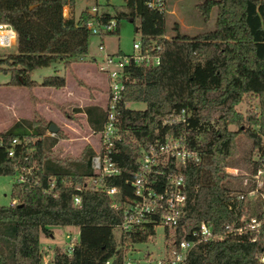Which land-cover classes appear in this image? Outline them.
Segmentation results:
<instances>
[{
  "label": "trees",
  "instance_id": "16d2710c",
  "mask_svg": "<svg viewBox=\"0 0 264 264\" xmlns=\"http://www.w3.org/2000/svg\"><path fill=\"white\" fill-rule=\"evenodd\" d=\"M122 1L125 11L113 16L99 11L102 21L116 20L115 29L107 34L117 32L122 18L136 20L141 46H159V63L128 68L129 80L117 106L121 140L110 154L120 173L104 182L116 187L121 197H130L127 181L136 169L137 144L181 134L179 124L162 125V121L180 110L189 111L191 128L186 137L199 161L179 170L183 214L175 227L164 228V240L187 237L180 226L190 230L200 221L218 232L247 214L241 200H230L242 188L235 187L234 176L225 170L238 154L237 137L250 140L247 160L252 171L264 158V0H203L196 10L207 20L211 9H216L213 29L189 37L174 23L169 38L163 36L164 11L147 7L145 0ZM66 3L71 7L74 0H0V22L15 32V50L0 55V74L8 76L7 85L64 86L61 74L43 76L39 83L29 76L34 69L52 63L66 67L86 55L91 34L85 22L90 15L83 9L77 17H63ZM247 97L256 99L257 111L247 109L242 114L236 106ZM127 102H142L144 108L130 109ZM85 111L90 128L97 132L103 109ZM48 125L33 113L30 119L16 120L0 130V175L15 176L11 202L0 206V264H41L39 236L49 234L52 226L74 227L77 235L69 253L53 248L49 264H103L112 257L117 262L119 242L113 228L121 220L120 210L112 209L99 191L75 189L92 175L93 151L84 146L75 156H58L52 146L61 134L46 135ZM18 174L22 181H16ZM74 194L79 196L75 205ZM153 234L145 225L126 241L143 243ZM258 250V243L229 236L197 244L185 264H260L255 258Z\"/></svg>",
  "mask_w": 264,
  "mask_h": 264
},
{
  "label": "built area",
  "instance_id": "2783aa9c",
  "mask_svg": "<svg viewBox=\"0 0 264 264\" xmlns=\"http://www.w3.org/2000/svg\"><path fill=\"white\" fill-rule=\"evenodd\" d=\"M145 4L159 12L164 11V0H145ZM67 5L68 3L61 8L63 17L67 11ZM85 10L90 15L85 22V27L91 35L101 38L115 29L114 18L102 21L98 17L100 11L98 0H91ZM13 45H15L14 30L10 25L0 22V48L6 49ZM97 49L101 52V56L97 60L96 69L106 80L104 119L96 132L97 148L89 158L92 175L75 189L99 191L109 199L112 209L121 212V220L115 227L118 229L119 259L116 262L112 257L105 260L103 264H137L131 256L135 251L134 245L137 243L126 241V238L132 233L139 232L145 225H149L153 231L156 226H161L163 232L165 227L173 228L177 225L185 204L183 178L179 170L188 163H197L199 156L189 145L186 137L187 130L191 128L188 120L190 112L180 110L176 115L164 119L162 125L179 124L181 134L165 135L159 141L137 144L136 169L131 179L127 181L131 189L130 197H121L116 187L105 184L106 177L120 173L119 166L110 159V154L113 152L115 143L121 140L117 106L125 83L129 80L128 68L156 66L159 63L160 48L158 45H151L150 48L142 47L137 40L132 42V52L128 55L106 53L103 51L102 43L97 45ZM12 143H15V139H12ZM8 154H11V150ZM260 163L253 171L250 184L230 199L241 200L243 206L247 208V214L225 224L218 232H213L207 222L200 221L190 230L180 226V231L187 237H181L176 241L166 242L163 233L158 256L152 261L147 260V264H185L189 251L197 244L219 241L229 236L258 243L259 250L255 258L257 262L264 264V190L262 189L263 180L259 179L264 173V158L260 159ZM229 174L234 175L235 172L230 171ZM22 180V175L18 174L16 181ZM72 202L74 205L79 203L78 194L72 196ZM72 244L65 253L71 251ZM148 256L149 253L144 254V257ZM41 264L47 263L41 262Z\"/></svg>",
  "mask_w": 264,
  "mask_h": 264
},
{
  "label": "rangeland",
  "instance_id": "374dc122",
  "mask_svg": "<svg viewBox=\"0 0 264 264\" xmlns=\"http://www.w3.org/2000/svg\"><path fill=\"white\" fill-rule=\"evenodd\" d=\"M164 34L165 38H169L174 34L172 25L177 24L178 30L181 34L187 35L189 37L195 36L200 33L210 31L214 27L215 20V8H212L208 19L203 20L199 12L196 10V5L203 0H164ZM91 3V0H74V4L68 8L64 17L72 15L77 17L79 12L87 8V5ZM99 10L106 11L110 15L116 14L117 11H125V5L122 0H98ZM137 28V21H129V19L122 18L118 21L117 32L112 34H105L101 38L97 35H90L87 42V55H94V62H92V67L97 68V60L101 56V52L98 51L97 45L102 43L103 51L106 53L114 54L120 52L124 55H128L132 52V42L138 40V34L135 32ZM15 45L3 49L0 48V55L8 52H13L15 50ZM73 62V60H71ZM62 67L59 63H52L47 67H40L32 70L30 74L31 80H39L42 76L50 75L54 72L64 70L67 68ZM61 74V73H60ZM8 76L0 74V129H5L9 126L10 122L19 115H24L29 113V118L35 113L36 116L41 118L44 122L52 123L58 127L57 131L61 134L60 138L65 137L67 142V154L72 156L77 155L78 150L84 146H93L97 148V137L95 134L82 125L76 117L73 116L71 108H65L66 105H56V109L63 118L72 121L75 128L68 126V129H62V122L59 120L55 122L52 119L48 121L33 108V105H27L25 99V92L20 86L7 85L6 81ZM76 79V78H75ZM38 83V82H36ZM76 83L80 85L82 82L76 79ZM39 86V85H34ZM33 87V86H32ZM25 87L29 92V99L32 101V95L30 89ZM17 88V89H16ZM13 99L15 105L13 110L10 108V101ZM127 107L130 109H143L144 104L142 102H127ZM257 111V101L253 98H245L240 104L236 106V110L240 113H244L245 110ZM53 111V109L51 110ZM49 132V131H48ZM64 132V134H63ZM50 133V132H49ZM83 137H88L90 140L85 142ZM81 139V140H80ZM238 154L235 158L229 160V165L225 168L227 172H235L232 183L235 187H240L245 189L247 185L250 184L253 174V169L251 163L248 162L247 157L250 149V140L243 135L237 137ZM63 151V145L56 147V154L60 156ZM229 169H231L229 171ZM233 169V170H232ZM264 173L261 174L259 179H264ZM15 176L13 175H0V206L9 205L11 202V185L13 183ZM264 190V186L262 187ZM113 234L117 237L118 229L113 228ZM77 235V229L70 226H52L50 227L49 234H40L39 236V250L41 254V262L50 263L53 254V248L58 247L62 251L67 252L70 245L75 241ZM163 240V230L161 226H156L154 228V234L150 239L143 243H137L134 245L135 251L132 252V258L137 262V264H147V260L152 261L158 256V252L161 249ZM145 253H149V256L144 257Z\"/></svg>",
  "mask_w": 264,
  "mask_h": 264
},
{
  "label": "crops",
  "instance_id": "0c3cea01",
  "mask_svg": "<svg viewBox=\"0 0 264 264\" xmlns=\"http://www.w3.org/2000/svg\"><path fill=\"white\" fill-rule=\"evenodd\" d=\"M69 7L70 6L67 5L66 9L68 10ZM86 55L82 58L74 59L73 62L70 61L68 67L64 70H60L59 73L54 72L56 74L61 73V75H63V87L55 89L52 87L33 86L30 89L32 101L29 99L28 90L25 87L22 89L25 92L27 105H33V108L44 118V120L48 121L49 119H52L53 122H55L54 120H59L60 122H62V126H60V128L65 130L68 129V126H73L75 128L76 124L74 125L72 121L63 118L60 112H58L56 109V105H66L65 108H71V111H74V113H72L73 116L78 117L77 120L82 125L84 124L86 129L93 132L96 136V132H94L90 128V125L88 123V114L85 111V108L97 107L101 110L103 109L106 99V80L105 77L100 74L96 68L92 67V62H94L95 56L90 55V57H88ZM41 78L39 80L34 79L33 81L39 83ZM75 78L80 80L82 84H77ZM14 103L15 101L11 99L10 108L12 110L14 108L13 106L15 105ZM125 105L127 106L128 104L125 103ZM52 109L53 111H51ZM27 112L26 114L19 115L18 117L14 116L15 118L10 122L9 125L19 119H28L29 113ZM95 115L96 112L94 111L91 113L90 117L93 119ZM55 132L49 133L46 129L45 134L53 136ZM81 139H83V141L85 142L89 141L90 143L88 137H83ZM67 142L68 141L65 137L58 138L55 144L52 146V149L56 148L57 146L63 145V151L60 154V156H62L63 154L67 153ZM89 147L92 151L95 150L92 145H89ZM81 149L78 150L76 154H78Z\"/></svg>",
  "mask_w": 264,
  "mask_h": 264
},
{
  "label": "water",
  "instance_id": "95a60500",
  "mask_svg": "<svg viewBox=\"0 0 264 264\" xmlns=\"http://www.w3.org/2000/svg\"><path fill=\"white\" fill-rule=\"evenodd\" d=\"M47 130H48L49 132H55V131L57 130V126H55L54 124L50 123V124L48 125Z\"/></svg>",
  "mask_w": 264,
  "mask_h": 264
}]
</instances>
